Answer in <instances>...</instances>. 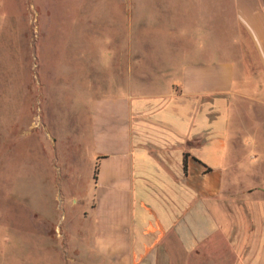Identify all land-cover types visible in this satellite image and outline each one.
Returning <instances> with one entry per match:
<instances>
[{"label": "crops", "instance_id": "crops-1", "mask_svg": "<svg viewBox=\"0 0 264 264\" xmlns=\"http://www.w3.org/2000/svg\"><path fill=\"white\" fill-rule=\"evenodd\" d=\"M233 2L238 53L178 52L91 106L90 264H264V0Z\"/></svg>", "mask_w": 264, "mask_h": 264}, {"label": "rangeland", "instance_id": "rangeland-1", "mask_svg": "<svg viewBox=\"0 0 264 264\" xmlns=\"http://www.w3.org/2000/svg\"><path fill=\"white\" fill-rule=\"evenodd\" d=\"M243 36L233 0H0V264H90L91 106Z\"/></svg>", "mask_w": 264, "mask_h": 264}, {"label": "trees", "instance_id": "trees-1", "mask_svg": "<svg viewBox=\"0 0 264 264\" xmlns=\"http://www.w3.org/2000/svg\"><path fill=\"white\" fill-rule=\"evenodd\" d=\"M93 179H95V175H94V178Z\"/></svg>", "mask_w": 264, "mask_h": 264}]
</instances>
